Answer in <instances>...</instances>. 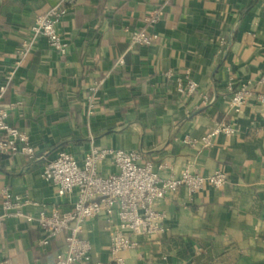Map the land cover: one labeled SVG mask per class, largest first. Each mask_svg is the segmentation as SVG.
<instances>
[{"label":"crops","instance_id":"crops-1","mask_svg":"<svg viewBox=\"0 0 264 264\" xmlns=\"http://www.w3.org/2000/svg\"><path fill=\"white\" fill-rule=\"evenodd\" d=\"M61 1L0 0V86L12 75L1 103L36 153H0V216L4 188L37 202L24 208L33 216L44 206L72 208L75 193L59 196L41 175L59 151L82 163L92 146L125 149L163 178L186 168L229 177L222 188L181 186L157 200L164 231L132 234L137 245L123 252L126 264H264V133L256 131L264 103L249 97L238 114L229 105L243 85L264 93V0H75L58 26L67 53L40 37L18 64L37 18ZM157 11V40L133 45L131 32ZM191 81L196 90L181 94L178 83ZM219 124L233 131L204 146ZM99 171L118 169L106 159ZM108 225L103 214L85 224L93 262H109ZM42 236L35 223L0 217V264H56L64 235L45 247Z\"/></svg>","mask_w":264,"mask_h":264},{"label":"built area","instance_id":"built-area-1","mask_svg":"<svg viewBox=\"0 0 264 264\" xmlns=\"http://www.w3.org/2000/svg\"><path fill=\"white\" fill-rule=\"evenodd\" d=\"M74 3L75 0H63L37 18L31 27V37L23 42L18 51V64L29 55L40 37L46 38L50 47L61 55L67 53L69 43L58 26ZM160 17L159 11L146 17V26L131 32V43L140 46L153 44L158 35L151 31V27ZM11 79L12 75L0 86V153L23 154L33 159L36 153L29 135L9 124L8 111L1 103ZM196 88L197 83L194 81L188 86L178 83L177 87L181 94L193 93ZM252 96L264 103L263 92L255 91L247 85L241 86L231 95L230 109L236 114L240 113L247 99ZM93 108L94 104L91 103L90 114L93 113ZM232 131L233 128L229 125L219 124L207 132L201 141L204 146H209L217 134ZM256 131L264 133V122L256 127ZM185 142L195 144L197 140L187 136ZM106 159L112 160L117 172L107 175L100 173L99 166ZM41 175L56 187L59 196L75 193L72 208L61 211L56 207L44 206L37 216H33L25 213L24 208L37 205V202L4 188L1 192L0 217L23 218L29 223L37 224L43 231L39 240L43 247L49 245L52 239L64 235V245L56 255V264H126L123 252L137 245L132 234L149 236L164 231V214L156 208L157 200L173 194L181 186H185L190 193H195L206 185L222 188L229 179L228 174L220 169L204 175L189 168L184 169L180 176L163 178L150 162H141L138 152L95 146L86 153L82 163L71 152L64 149L59 151L57 157L44 166ZM102 214L109 221L107 230L110 236V257L107 263L93 262L92 244L84 236L86 222ZM114 215L118 218L116 224L112 221ZM262 223L264 224V218Z\"/></svg>","mask_w":264,"mask_h":264},{"label":"trees","instance_id":"trees-1","mask_svg":"<svg viewBox=\"0 0 264 264\" xmlns=\"http://www.w3.org/2000/svg\"><path fill=\"white\" fill-rule=\"evenodd\" d=\"M1 155H9V154L2 153Z\"/></svg>","mask_w":264,"mask_h":264}]
</instances>
